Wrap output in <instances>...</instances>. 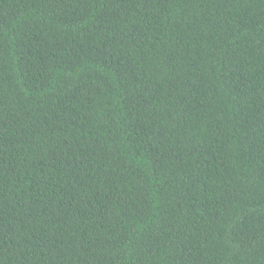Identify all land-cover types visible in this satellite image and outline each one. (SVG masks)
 I'll return each instance as SVG.
<instances>
[{"label":"trees","instance_id":"16d2710c","mask_svg":"<svg viewBox=\"0 0 264 264\" xmlns=\"http://www.w3.org/2000/svg\"><path fill=\"white\" fill-rule=\"evenodd\" d=\"M0 264H264V0H0Z\"/></svg>","mask_w":264,"mask_h":264}]
</instances>
